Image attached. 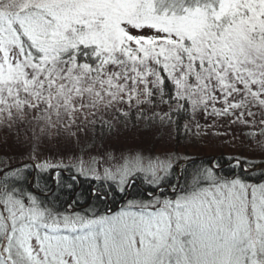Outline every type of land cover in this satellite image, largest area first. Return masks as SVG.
<instances>
[{
	"label": "snow or ice",
	"instance_id": "snow-or-ice-1",
	"mask_svg": "<svg viewBox=\"0 0 264 264\" xmlns=\"http://www.w3.org/2000/svg\"><path fill=\"white\" fill-rule=\"evenodd\" d=\"M133 109L156 131L188 117L199 136V115L264 137V0H0V128L29 126L36 161L0 160V264H264V173L251 182L239 157L222 174L216 157L73 155L64 167L113 196L144 180L118 211L99 206L107 193L60 204L27 183L30 168H60L38 141L78 140L109 110L127 125Z\"/></svg>",
	"mask_w": 264,
	"mask_h": 264
},
{
	"label": "rangeland",
	"instance_id": "rangeland-1",
	"mask_svg": "<svg viewBox=\"0 0 264 264\" xmlns=\"http://www.w3.org/2000/svg\"><path fill=\"white\" fill-rule=\"evenodd\" d=\"M124 111H128L127 104L121 106ZM167 110L166 106H163ZM136 109H133L130 113L131 120L125 125L122 119H117L113 110H109L106 115L99 116L95 124H87L85 131L78 133L79 139L76 136H69L68 133L61 131V134L57 140L43 139L37 142V152L41 155V158H48L51 162L62 165L71 164V157L73 155L82 157L87 160L89 155H95L98 152L107 150L109 152H115L119 155L120 151H126L129 148H138L145 152L147 155L160 154L164 151L175 152L173 149L175 141V124L170 128L163 127L159 131L155 129L147 128L142 122L136 121ZM156 111H160L158 107ZM259 119V114L257 116ZM231 118H202L197 116L196 120L202 126V130L199 136H194L195 124L190 123V120L186 123L189 124L191 131L187 134V139L190 142L192 149H187V152L179 153L181 157L187 154L186 158H194L206 155H212L214 151L228 153L232 157H242L251 159L252 153H257L260 150L261 143L257 141H263L264 137L260 136H248L245 133L253 131V129L245 128L242 125L230 124ZM175 120V116L173 117ZM215 125L211 129H208V134H204V125ZM111 126V129H109ZM27 125H18L11 131L6 128H0V157L1 160L7 158L11 163L29 162L36 163L35 160H28V153L30 151L29 145L33 143L30 139L31 131L25 132ZM72 132H76L77 129L73 128ZM219 133L213 136L212 133ZM39 135V130H37ZM55 135V132L52 133ZM198 148V150H196ZM62 161V163H61ZM258 168V167H256ZM130 186V185H129ZM129 188V187H128ZM171 193V190H168ZM117 208L115 210H119Z\"/></svg>",
	"mask_w": 264,
	"mask_h": 264
},
{
	"label": "trees",
	"instance_id": "trees-1",
	"mask_svg": "<svg viewBox=\"0 0 264 264\" xmlns=\"http://www.w3.org/2000/svg\"><path fill=\"white\" fill-rule=\"evenodd\" d=\"M176 119V117H175ZM189 121L188 117H185L180 120L179 130L175 129V141L173 145L174 151L177 153H185L187 149H192L190 142L187 139L185 134V124ZM198 150V148H196ZM211 153L212 155L187 158L195 159L197 164L206 163L210 158L216 157L222 163H224L223 173L229 172L232 165L225 162V158L232 157L228 153L218 152L217 150ZM247 155H243L244 158L239 157L241 160H247L248 164L245 167H253V171L250 173L251 182H260L259 177L261 173H264V168L254 167L257 165L264 164V140L261 142L260 150L257 153L251 154V159L245 158ZM1 160V157H0ZM29 163V162H26ZM34 164V163H32ZM184 167H191L190 165L184 164L181 166V169ZM239 170V169H237ZM73 176H76V179H72ZM175 183V180L173 181ZM27 183L31 185L34 190L42 191L44 194L48 195V198L52 200L56 198L54 202L64 204L65 202L73 203L76 200H79L80 204H84L87 200L89 206L97 205L99 202L93 196L94 191H99L102 194L107 193V200L105 203L100 204L102 208H108L115 210L117 208H122L128 199H139L142 194L145 193V190L148 188V185L144 182L141 177H136L128 188V196L125 198L123 194H113L108 190L107 183H103L99 180H92L85 178L83 174H78L77 168L64 167L54 168L50 171L40 172L38 170L28 169ZM169 192V191H168ZM169 194H171L169 192Z\"/></svg>",
	"mask_w": 264,
	"mask_h": 264
}]
</instances>
